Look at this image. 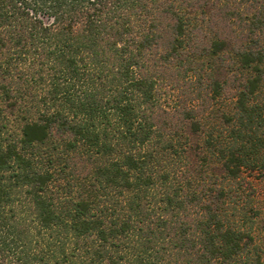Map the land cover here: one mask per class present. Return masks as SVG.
<instances>
[{
  "label": "trees",
  "instance_id": "1",
  "mask_svg": "<svg viewBox=\"0 0 264 264\" xmlns=\"http://www.w3.org/2000/svg\"><path fill=\"white\" fill-rule=\"evenodd\" d=\"M264 0H0V264H264Z\"/></svg>",
  "mask_w": 264,
  "mask_h": 264
},
{
  "label": "rangeland",
  "instance_id": "2",
  "mask_svg": "<svg viewBox=\"0 0 264 264\" xmlns=\"http://www.w3.org/2000/svg\"><path fill=\"white\" fill-rule=\"evenodd\" d=\"M243 176L251 186L254 205L259 210L261 230L257 234V239L264 248V174L258 171H244Z\"/></svg>",
  "mask_w": 264,
  "mask_h": 264
}]
</instances>
